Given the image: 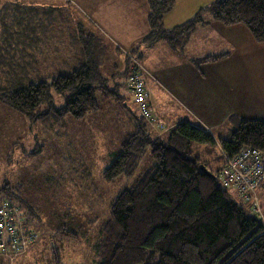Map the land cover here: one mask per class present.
Returning a JSON list of instances; mask_svg holds the SVG:
<instances>
[{"label": "trees", "instance_id": "obj_1", "mask_svg": "<svg viewBox=\"0 0 264 264\" xmlns=\"http://www.w3.org/2000/svg\"><path fill=\"white\" fill-rule=\"evenodd\" d=\"M148 3L150 31L142 42L149 47L163 41L172 50L180 49L198 25L207 23L205 15L226 26L243 24L258 43H264V0H215L191 19L170 30L163 27L162 20L173 9L175 0H148ZM43 7L35 4L22 6L27 8V18L17 21L20 35L12 30L16 40L13 45L17 49L13 46L16 56L11 63L21 84L16 88H5L2 80L0 104L31 122L46 120L50 116H71L82 120L106 108V104L116 100L118 94L110 86L115 75L108 78L102 71L106 53L104 43L94 31L82 24L75 25L76 32L73 33L72 29L70 33L75 36L73 47H79L76 56L67 64L63 63L62 70L55 76L23 84L20 74L27 72L31 64L24 60L30 56L29 47L35 45L37 37L42 36L47 41L55 31L50 25L45 28L41 23L43 15L56 7H49L48 10H43ZM28 10L35 11L33 19L28 17ZM23 29L32 34L29 42H26ZM42 53L49 60H54L50 47ZM126 58V71L120 75L128 78L130 60ZM0 59L2 67H5V52ZM216 59V56L207 57L197 63ZM55 94L64 99L60 108L55 107ZM133 102L139 114L133 118L135 131L125 134L121 142L122 150L104 170V177L113 181L121 176L135 175L147 148L151 149L152 166L113 200L110 217L93 245L95 264H264V219L247 212L244 202L230 188L220 186L217 179L225 157L234 156L243 147L255 148L264 156V119L232 116L231 128L225 138L214 137L188 121L174 125L166 136H154L150 123L158 128L161 125L141 114L134 95ZM42 107L45 108L42 110ZM217 141L223 151L224 162L213 172L197 155L192 154V144H215ZM41 147L38 145L33 153L39 152ZM202 164L209 172L200 169ZM261 186H264V181ZM12 198L26 204L7 181L0 184V205L3 199ZM29 207V213L36 216ZM16 214L14 212L12 223L19 230L21 219ZM18 233L20 243L28 241L31 234L34 235L33 242L21 247L18 244L17 249H12V235L5 234V249L0 251V264H8L18 255H26L29 251L26 247L34 244L35 234L31 227ZM56 234L66 239L76 237L64 227ZM56 251L54 248L53 262L60 264Z\"/></svg>", "mask_w": 264, "mask_h": 264}, {"label": "rangeland", "instance_id": "obj_2", "mask_svg": "<svg viewBox=\"0 0 264 264\" xmlns=\"http://www.w3.org/2000/svg\"><path fill=\"white\" fill-rule=\"evenodd\" d=\"M34 1L44 6L43 10H48L50 5L56 7L43 15L41 24L45 25V28L49 25L54 29L62 25H71L74 29L77 24L91 30L95 27L94 32L102 42L106 41L108 44L110 39H113L112 32L123 37L132 26L134 33L131 30L130 34H138L146 25L147 4L142 9L145 0H0V55L5 52V67H2L3 61L0 62V83L3 80L5 88H16L21 84L19 75L15 74L16 68L11 64L16 56L13 48V42L16 40L13 38L12 30L16 35H20L21 30L17 26V21L27 15L25 13L27 8L23 9L22 6H32ZM67 3L70 4L65 8ZM137 3L139 7L135 11ZM196 3L202 8L211 4L205 1L180 0L177 7L178 17H181L182 21L189 19L191 15L185 16L190 14ZM28 11V17L33 19L35 11ZM205 16L212 20L210 16ZM23 34L27 37L26 42H29V36L32 34L29 32L27 34L24 29ZM143 39L139 42V48L143 45ZM48 41L49 38L45 41L44 37L40 36L37 37L35 45L29 47L30 56H26L24 60L31 64L27 67L29 68L27 72L20 74L23 84L55 76L62 70L61 61L58 59H65L66 56L62 54L69 48L55 46L54 50L53 42ZM47 45L50 47V55L54 50L57 59L51 61L52 58L49 60L42 53L49 50ZM14 47L17 49V46ZM57 50L58 54L55 52ZM71 50L73 58L79 47L76 45ZM129 50L121 49L124 60L127 59L124 53H130ZM130 54L137 57L142 65L137 53ZM215 56L216 60L202 63L218 61L226 54L213 57ZM33 60L36 62L33 63ZM70 65L71 63L67 70L70 69ZM117 78V83L120 84L114 79L110 86L112 89L115 88V93L119 95H116V100H110L111 103L106 104V113L100 114V111H97L82 120H76L71 116L63 118L50 116L46 120L31 122L22 114L0 104V184L7 181L15 194L20 195L21 200L26 203H19L12 198L3 199L1 204L6 200L12 209H16V217L21 219L20 232L31 227L35 234L34 244L26 247V250L29 249L27 254L18 255L9 261L10 264H55L54 248L58 250L56 252L60 264H95L93 245L98 240L104 223L110 217L113 200L120 192L130 188L137 176H141L152 166L151 149L147 148L136 170L137 174L131 177L121 176L113 181H107L104 177V170L122 150L120 137L124 138L125 134L135 131L133 118L139 115L134 109L133 95L129 94L124 84L125 75H118ZM54 97L55 107H62L63 97L57 94ZM124 102L128 104L125 105ZM124 105L126 107H123ZM44 108L42 107V110ZM98 117H101L102 121H107L108 126L111 124L115 128L118 139L115 133L111 132L109 135L108 126L106 129L98 124L100 123ZM218 136L225 138L224 133L221 135L219 133ZM38 145H42L41 150L34 154L33 151ZM192 154L197 155L213 172L224 162L223 151L218 141L215 144L193 143ZM258 194L264 211V186L259 188ZM29 205V209L34 210L36 216H33L32 212L29 213L27 208ZM243 206L251 213L248 204L244 203ZM260 222L263 223L262 220ZM63 227L72 231L76 237L66 239L57 235V230Z\"/></svg>", "mask_w": 264, "mask_h": 264}, {"label": "crops", "instance_id": "obj_3", "mask_svg": "<svg viewBox=\"0 0 264 264\" xmlns=\"http://www.w3.org/2000/svg\"><path fill=\"white\" fill-rule=\"evenodd\" d=\"M179 1L175 0L173 9L163 17L162 24L167 30L185 23L202 9V6L196 3L191 8L190 14L185 16L191 15V17L182 21V18L178 17ZM196 1L212 3L215 0ZM33 4L41 6L36 2ZM69 4L67 3L65 8ZM146 4L148 8L145 13L144 29L138 34H130V31H133L131 26L127 31L128 34L123 37L112 32L111 42L109 41V44L106 41L103 42L107 48L105 47L102 71L108 78L115 75L116 78L113 80L117 83L118 75L125 72L127 68V61L124 60L121 49H130V53L138 54L144 67L142 81L148 94L149 108L156 120L154 123L164 127L160 128L158 124L160 126L158 128L156 124L153 126L150 123L154 136H166L174 125L181 121H188L204 128L214 137H220L219 133L220 135L224 133L226 137L231 128L230 117L232 116L239 119H264V43H258L244 25L226 26L206 16L207 23L198 25L187 42L178 50H172L163 41L150 47L142 43L143 45L139 48V42L150 31L148 0H145L142 9ZM50 7L54 6L50 5ZM138 7L137 3L135 11ZM94 28L89 30L94 31ZM72 29L71 25L55 27L54 33L51 32L49 38L50 43L53 42L54 50L55 46L69 48L68 53L62 54L66 58L58 59L61 61V64L59 63L61 66L72 59L71 49L74 46L72 41L75 36L68 34ZM54 50L51 51V57L57 59ZM55 52L58 54L59 50ZM130 53L124 54L128 57ZM218 54H226V56L218 61L197 63L203 58ZM124 84L129 94L133 95L132 90L127 86V78ZM134 109L137 111L136 105ZM102 112L106 113V109L103 108L100 114ZM98 120L100 121L98 124L107 129V121H102L101 117H98ZM108 131L109 135L111 132L115 133L118 139L115 128L111 124L108 126ZM120 138L122 141L123 136Z\"/></svg>", "mask_w": 264, "mask_h": 264}, {"label": "built area", "instance_id": "obj_4", "mask_svg": "<svg viewBox=\"0 0 264 264\" xmlns=\"http://www.w3.org/2000/svg\"><path fill=\"white\" fill-rule=\"evenodd\" d=\"M131 61L127 83L134 95V101L138 105L143 116L150 121L156 122L153 112L149 108L148 94L142 81L143 67L136 59L128 55ZM220 186L230 188L234 194L244 203H247L253 215L264 219V213L259 201V188L264 181V156L252 147H243L232 157H225L222 171L217 176ZM14 212L8 201H3L0 206V251L5 249V234L11 233L12 249H17L18 244L27 245L32 243L34 235L31 234L28 241L19 240L18 228L13 226Z\"/></svg>", "mask_w": 264, "mask_h": 264}, {"label": "water", "instance_id": "obj_5", "mask_svg": "<svg viewBox=\"0 0 264 264\" xmlns=\"http://www.w3.org/2000/svg\"><path fill=\"white\" fill-rule=\"evenodd\" d=\"M200 169L203 170L204 172H209L208 169L206 168L205 165H200Z\"/></svg>", "mask_w": 264, "mask_h": 264}]
</instances>
